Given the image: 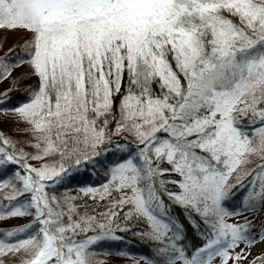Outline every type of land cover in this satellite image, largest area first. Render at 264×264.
I'll return each instance as SVG.
<instances>
[{"label":"snow or ice","instance_id":"6c2138e0","mask_svg":"<svg viewBox=\"0 0 264 264\" xmlns=\"http://www.w3.org/2000/svg\"><path fill=\"white\" fill-rule=\"evenodd\" d=\"M0 84V264H264V0H0Z\"/></svg>","mask_w":264,"mask_h":264},{"label":"trees","instance_id":"16d2710c","mask_svg":"<svg viewBox=\"0 0 264 264\" xmlns=\"http://www.w3.org/2000/svg\"><path fill=\"white\" fill-rule=\"evenodd\" d=\"M7 134V131L5 132ZM99 182V181H98ZM70 188L72 189L71 194L72 195H76V185L73 184L70 186ZM87 203L89 210L95 209V211L99 212L102 210V208L105 206V201H99L98 203H94L92 199H87L86 201L84 200H78L77 203ZM81 211H83V209H81ZM245 216H248V213H244ZM250 218V217H249ZM5 223H12L11 221H6ZM128 243L130 244L131 250L133 252H140V253H144L148 251V248L145 244L141 243L138 240L132 239L129 240ZM101 259H103L105 261V264H131V259L130 258H123V257H101ZM111 260H114V262H111ZM140 264H143V262L141 261ZM248 264V263H247Z\"/></svg>","mask_w":264,"mask_h":264},{"label":"rangeland","instance_id":"374dc122","mask_svg":"<svg viewBox=\"0 0 264 264\" xmlns=\"http://www.w3.org/2000/svg\"><path fill=\"white\" fill-rule=\"evenodd\" d=\"M11 39V37H10ZM5 84H0V89H2L3 87H5ZM13 125H12V121L5 119L4 123L2 125H0V128H2V130L4 132H8L13 136H20V133L15 132L14 130L10 131L12 129ZM264 252V242H258L256 243L254 246L251 247L250 252H249V256L248 259H251L252 256H259L260 253ZM111 262H114V260H111ZM248 261L245 260L244 264H247Z\"/></svg>","mask_w":264,"mask_h":264}]
</instances>
